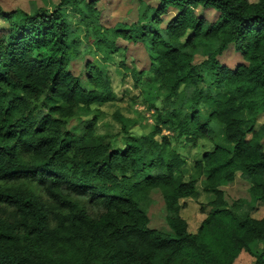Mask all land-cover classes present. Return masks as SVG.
Here are the masks:
<instances>
[{"label": "trees", "instance_id": "obj_1", "mask_svg": "<svg viewBox=\"0 0 264 264\" xmlns=\"http://www.w3.org/2000/svg\"><path fill=\"white\" fill-rule=\"evenodd\" d=\"M97 2L59 0L31 12L0 3L7 23L0 28V264H236L240 255L264 264V246L251 247L264 244V212L235 216L220 188L247 179L264 208V0H136L137 20L106 28ZM68 7L91 25L99 49L115 52L111 37L146 47L164 91L163 109L151 104L156 118L148 133H131L133 120L118 111L122 145L92 137L95 115L69 126L68 117L114 97L108 86L94 87L97 78L83 80L65 64L78 52ZM169 9L175 13L162 27ZM227 51L235 52L232 64L220 62ZM200 52L204 59L196 62ZM120 65L135 84L142 81L143 71ZM181 88L190 111L175 106ZM202 107L221 126L224 144L205 151L194 162L196 176L185 179V160L162 130L202 137ZM19 181L33 186L11 185ZM198 181L213 199L191 233L180 200L197 196ZM154 188L170 231L149 226Z\"/></svg>", "mask_w": 264, "mask_h": 264}, {"label": "rangeland", "instance_id": "obj_2", "mask_svg": "<svg viewBox=\"0 0 264 264\" xmlns=\"http://www.w3.org/2000/svg\"><path fill=\"white\" fill-rule=\"evenodd\" d=\"M58 2L59 0H0L5 10L18 9L25 12H31L38 7L51 10ZM96 7L101 11L99 22L102 28L113 27L116 22L120 21L130 24L137 20L142 9V6L137 5L136 0H98ZM82 8L85 7L82 5ZM66 11L72 28L75 30V38L78 40V52L69 53L65 57V64L76 75H81L83 80L86 77L97 78V81L93 83L94 87L98 91H103L105 86H108L114 97L111 101L93 103L88 114H75L68 117L69 126H82L81 121H86L95 115L92 137L105 135L113 139L114 145H122L123 133L120 131V124L113 117L114 112L118 111L133 120L129 130L131 133L136 135L148 133L156 118L155 109L151 107V104L159 110L163 109L164 91L159 82L153 78L151 59L144 44L132 43L121 37H111L117 46V50L112 53L106 52L97 47L91 25L87 27L86 24L81 23V16L77 10L68 7ZM174 13V9H169L167 13L163 14L162 27ZM19 17L18 14L16 19ZM6 26L7 23L0 19V28ZM202 59H204V55L201 52L195 54L194 60L196 62ZM219 59L220 62L232 64L235 60V52H224ZM122 61L128 66L134 65L136 69L143 71L142 81L135 84L130 72L126 71L127 73H125V69L121 67ZM208 84V81H204L199 86L205 88ZM184 91L185 89L181 88L180 94L175 98V106L190 111L192 104L187 103L189 97L188 93ZM208 114L209 109L207 107H202L198 111V120L206 127L202 137L189 139L185 134L178 135L176 130H167L166 128L162 130V134L168 136L171 148L185 160L183 168L185 179L196 176L194 162L200 159L205 151L212 150L216 144H224L221 126L215 120L210 119ZM259 122H264V113L260 116ZM156 137L159 139L160 135ZM11 185L22 190L31 189L33 186L32 183L24 181L12 182ZM249 185L247 179L238 178L233 182L225 181L220 184L223 198L237 217L244 214L259 217L264 212L262 204L249 192ZM196 189L198 191L196 197H186L180 200L182 203L180 215L186 220L188 230L191 233L198 231L210 211L209 201L213 199V194L205 192L200 181L196 183ZM35 191L43 201H46V196L40 190ZM150 197L149 226L162 231H170L165 219L166 211L159 189H152ZM263 246L264 244L261 242H255L251 245L254 251L262 250ZM250 262L247 255H240L235 263L250 264Z\"/></svg>", "mask_w": 264, "mask_h": 264}]
</instances>
